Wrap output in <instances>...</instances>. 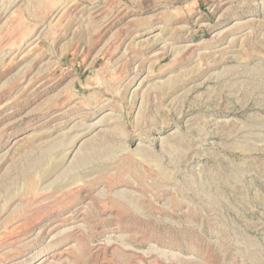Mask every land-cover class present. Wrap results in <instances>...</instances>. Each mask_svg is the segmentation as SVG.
I'll use <instances>...</instances> for the list:
<instances>
[{
  "label": "rangeland",
  "instance_id": "obj_1",
  "mask_svg": "<svg viewBox=\"0 0 264 264\" xmlns=\"http://www.w3.org/2000/svg\"><path fill=\"white\" fill-rule=\"evenodd\" d=\"M0 264H264V0H0Z\"/></svg>",
  "mask_w": 264,
  "mask_h": 264
}]
</instances>
